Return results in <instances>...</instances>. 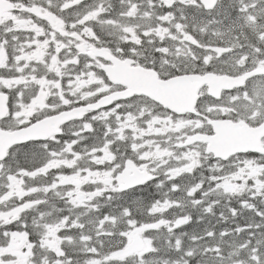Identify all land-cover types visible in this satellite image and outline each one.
Masks as SVG:
<instances>
[{"label": "snow or ice", "instance_id": "6c2138e0", "mask_svg": "<svg viewBox=\"0 0 264 264\" xmlns=\"http://www.w3.org/2000/svg\"><path fill=\"white\" fill-rule=\"evenodd\" d=\"M0 264H264V0H0Z\"/></svg>", "mask_w": 264, "mask_h": 264}]
</instances>
